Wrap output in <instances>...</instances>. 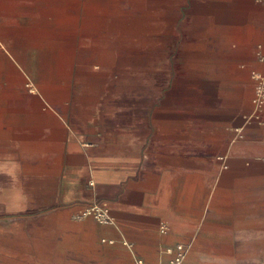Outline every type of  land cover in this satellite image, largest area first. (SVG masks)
I'll return each mask as SVG.
<instances>
[{"label": "crops", "instance_id": "0c3cea01", "mask_svg": "<svg viewBox=\"0 0 264 264\" xmlns=\"http://www.w3.org/2000/svg\"><path fill=\"white\" fill-rule=\"evenodd\" d=\"M260 46L257 0H0V264H264Z\"/></svg>", "mask_w": 264, "mask_h": 264}, {"label": "built area", "instance_id": "2783aa9c", "mask_svg": "<svg viewBox=\"0 0 264 264\" xmlns=\"http://www.w3.org/2000/svg\"><path fill=\"white\" fill-rule=\"evenodd\" d=\"M264 5V0H257ZM258 59L264 64V53L262 47L258 50ZM252 78L255 81L254 84V96H253V112L247 117V121L260 120L261 114L264 112V69L262 71L253 70ZM32 86V83H29ZM93 185V181H90ZM86 217H93L98 222L104 224H115V220L110 214L109 209L100 203H94L86 206L81 213L76 215L75 219H83ZM162 231L166 232L167 227L163 226ZM191 250L190 244L178 243L175 247H170L166 250L171 255L169 264H184L189 252ZM142 264L141 260H138Z\"/></svg>", "mask_w": 264, "mask_h": 264}]
</instances>
